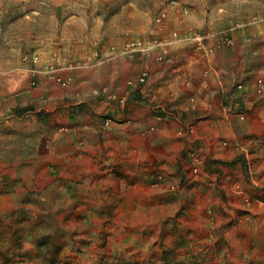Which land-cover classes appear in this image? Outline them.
<instances>
[{
  "label": "rangeland",
  "instance_id": "rangeland-1",
  "mask_svg": "<svg viewBox=\"0 0 264 264\" xmlns=\"http://www.w3.org/2000/svg\"><path fill=\"white\" fill-rule=\"evenodd\" d=\"M0 264H264V0H0Z\"/></svg>",
  "mask_w": 264,
  "mask_h": 264
},
{
  "label": "crops",
  "instance_id": "crops-1",
  "mask_svg": "<svg viewBox=\"0 0 264 264\" xmlns=\"http://www.w3.org/2000/svg\"><path fill=\"white\" fill-rule=\"evenodd\" d=\"M85 27V24H82ZM49 35H53L55 36V34H51L49 33ZM20 36V37H19ZM24 36V31L21 30L18 33L17 36V45H19L21 43V40ZM50 37V36H49ZM89 39V38H88ZM41 44V45H40ZM39 45V50L41 51H45L44 48H47L49 46L53 45V43L51 44V41H48V44L45 43V41L41 40L38 43ZM86 46H89V44L87 43ZM20 48L22 47V45L19 46ZM146 69L148 71H151L150 74V79H149V85H151V80L153 79L154 76H168L169 77V81L168 82H164V83H155L153 85V90L154 93L158 92L157 94L161 93V92H166L169 94H174L175 93H179V91H182L184 89H186L189 85L184 84V81H186L187 79L191 80L189 77L192 76V73L196 72V69H194V67L190 66V65H170V64H161V63H147L146 64ZM167 77V78H168ZM46 77L45 75L41 74V81L45 80ZM227 87H228V80L225 82ZM106 89L109 90V92H112V88H107ZM229 88V87H228ZM221 89H224V84L222 85ZM177 96V95H176ZM176 98V97H175ZM172 99V98H170Z\"/></svg>",
  "mask_w": 264,
  "mask_h": 264
},
{
  "label": "built area",
  "instance_id": "built-area-1",
  "mask_svg": "<svg viewBox=\"0 0 264 264\" xmlns=\"http://www.w3.org/2000/svg\"><path fill=\"white\" fill-rule=\"evenodd\" d=\"M146 74V73H144ZM64 84H67L66 81L63 82ZM102 95H105L106 97H110V98H116L117 96L115 94H112V92H109L108 89L104 88L102 90ZM122 101L124 100V98L121 99ZM108 123L110 122V120L107 121Z\"/></svg>",
  "mask_w": 264,
  "mask_h": 264
}]
</instances>
